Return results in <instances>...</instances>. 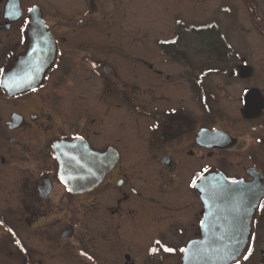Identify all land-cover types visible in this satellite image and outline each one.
<instances>
[{"label":"flooded vegetation","instance_id":"obj_1","mask_svg":"<svg viewBox=\"0 0 264 264\" xmlns=\"http://www.w3.org/2000/svg\"><path fill=\"white\" fill-rule=\"evenodd\" d=\"M139 5L0 0L4 72L23 71L13 58L25 50L29 8H39L48 33L35 85L10 94L0 83V264H182L180 249L198 237L205 213L197 188L189 187L194 174L219 171L247 182L255 171L264 183L259 154L240 138L259 128L253 123L264 112L246 116L253 105L224 115L209 106L204 114L200 84L213 68L199 58L204 50L179 48L178 32L154 37ZM17 9L21 15L7 14ZM85 12L91 22L81 26ZM205 131L222 133L206 138ZM245 203L239 209L247 212L251 200ZM257 205L243 246L252 254L241 264H264V210Z\"/></svg>","mask_w":264,"mask_h":264},{"label":"rangeland","instance_id":"obj_2","mask_svg":"<svg viewBox=\"0 0 264 264\" xmlns=\"http://www.w3.org/2000/svg\"><path fill=\"white\" fill-rule=\"evenodd\" d=\"M139 2V10L144 15L147 31L150 27L157 29V32L153 33L154 37L158 35L166 40L178 32L181 34L179 48L186 51L204 50L200 52L199 58L204 62L207 60L210 62L209 65L213 66L208 72L211 76L204 77V81L201 79L203 82L200 84L204 86V90L201 88L204 114L207 107L217 106L224 115L227 112L243 115L244 96L247 91L254 90L260 95L261 106H254L252 111L245 115L252 118L261 116L264 112V0H139ZM177 20L182 23H176ZM188 25L190 31L187 29ZM203 25L213 27L205 30V33H198L192 29V26L197 28ZM133 35L138 36L136 33ZM220 38L228 43L229 54L208 56L206 53L211 50L214 43L220 45ZM224 65H229L230 70L219 72L215 68L216 66L222 68ZM252 123L249 120L237 119V124L247 126ZM253 125L259 128H253L248 137L243 135L244 133L241 134L240 138L247 139V143L251 142L255 155L259 154L256 159L263 164L260 163L259 166L264 167V117ZM246 163L247 161L239 162L242 166Z\"/></svg>","mask_w":264,"mask_h":264},{"label":"water","instance_id":"obj_3","mask_svg":"<svg viewBox=\"0 0 264 264\" xmlns=\"http://www.w3.org/2000/svg\"><path fill=\"white\" fill-rule=\"evenodd\" d=\"M33 9V12H28L31 20L25 33L27 37L25 50L13 58V66H22L24 67L21 69L23 71L17 72L12 67L5 71L1 77L3 82L1 84L5 85L10 94L34 86L44 70L41 68L40 62L44 52H39L38 49L44 48V44L41 45L40 41L43 40L45 43L48 33L44 32L39 8L33 7ZM260 103L261 98L258 92L254 90L246 92L244 96L245 112L250 110L253 105L258 107L261 105ZM216 133L222 132L205 131L201 135L210 138V134L215 135ZM250 174L252 180L246 182L239 179L237 180L239 183L233 184L231 182L233 179H227L222 172L209 171L197 181L196 188L205 206V213L202 216L204 224L203 226L200 224L201 232L198 237L189 241L184 247L188 251L182 254V264H229L221 257L236 244L237 239L242 240L239 247L241 251L243 250L249 233L250 212L264 193L261 174L255 171ZM248 199L251 200L249 210L246 212L244 209H239L242 201L245 206L249 204L245 203ZM240 220L244 225L242 238L239 236Z\"/></svg>","mask_w":264,"mask_h":264},{"label":"snow or ice","instance_id":"obj_4","mask_svg":"<svg viewBox=\"0 0 264 264\" xmlns=\"http://www.w3.org/2000/svg\"><path fill=\"white\" fill-rule=\"evenodd\" d=\"M33 10H34L33 8H29L28 9V12L31 13V12H33ZM7 14L9 16H19V15L22 14V12L19 9H17V11H15V12H8ZM83 15H84L85 18L83 20H78L77 21V23L80 24L81 26L85 25L86 23L91 22V15H90V13L85 12ZM24 23L27 24V23H29V21L26 20V21H24ZM176 23L179 24V23H182V21L177 20ZM44 27L47 28V25H44ZM23 30L24 29L21 28V31H23ZM163 42L164 43H169V42L175 43V41H163ZM3 72H4V70L3 69H0V73H3ZM0 83H3V82L0 81ZM175 111H176V109H172L171 110L172 113H175ZM160 127H161V124H160L159 121H157V123H155V124L152 125V129L154 131L156 129H159ZM78 138L79 139H82V137H78ZM51 147L53 149H55V148H57V145L56 144H53ZM205 171H206V169H205ZM201 175L202 174H200V173L194 174V178L191 180V182L189 184V187L190 188H195L196 187L197 181L201 178ZM61 182H64L63 177H61ZM231 182L233 184L239 183V181H237L235 179H233ZM68 191H72V189L69 188ZM201 191H203V189H201ZM257 207L259 209H261V210H264V204H259V205H257ZM0 223H2V222H0ZM200 223H201V226H203L204 221L201 220ZM239 223H240L239 236L242 238L243 237V234H244V225H243V221L242 220H240ZM7 230H8L9 233L12 232V229L11 228H9ZM241 242H242L241 239H237L236 240V244L233 245L232 247H230L229 250L223 254V256L221 257V259L228 261L229 264H241V258L244 261H247L249 259V257L251 256V254H252V248L251 247H246L243 251H241V249L239 247V245L241 244ZM15 243L18 246L21 247V251H26L23 248L20 240H16ZM156 244L159 245L160 244V241H156ZM157 250H158L157 248L150 249L151 252H156ZM164 250L167 251V252H169V253L175 251V249L174 248H171V247H165ZM180 251L181 252H187L188 249L182 248V249H180ZM80 255L86 257L89 260L93 259L86 251H81L80 252Z\"/></svg>","mask_w":264,"mask_h":264},{"label":"trees","instance_id":"obj_5","mask_svg":"<svg viewBox=\"0 0 264 264\" xmlns=\"http://www.w3.org/2000/svg\"><path fill=\"white\" fill-rule=\"evenodd\" d=\"M211 27H213V26H211L210 25V28ZM209 28V29H210ZM224 42V43H223ZM168 43H166V45H167ZM212 45V42H211V44H210V46ZM228 43H226V41L224 40H221V38H220V45L219 44H213V47L211 48V49H213V50H211V54L212 55H215V56H222V55H224V56H226V54L228 53L229 54V52H227L228 51ZM215 49H217V51H215ZM209 55L210 57L212 56V55ZM214 56V57H215ZM215 68H217V67H215ZM218 69V68H217ZM216 69V70H217ZM201 72H202V70H201ZM200 72V77H202V73Z\"/></svg>","mask_w":264,"mask_h":264}]
</instances>
